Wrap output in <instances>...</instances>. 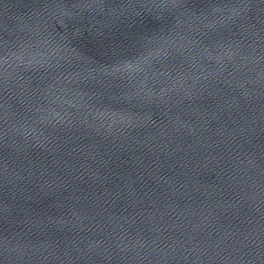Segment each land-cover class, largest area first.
<instances>
[{
	"label": "water",
	"instance_id": "obj_1",
	"mask_svg": "<svg viewBox=\"0 0 264 264\" xmlns=\"http://www.w3.org/2000/svg\"><path fill=\"white\" fill-rule=\"evenodd\" d=\"M0 264H264V0H0Z\"/></svg>",
	"mask_w": 264,
	"mask_h": 264
}]
</instances>
